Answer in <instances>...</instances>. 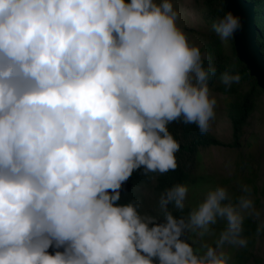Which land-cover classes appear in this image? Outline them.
Returning a JSON list of instances; mask_svg holds the SVG:
<instances>
[{
    "label": "clouds",
    "instance_id": "1",
    "mask_svg": "<svg viewBox=\"0 0 264 264\" xmlns=\"http://www.w3.org/2000/svg\"><path fill=\"white\" fill-rule=\"evenodd\" d=\"M177 19L172 0H0V264H228L225 245L247 246V186L235 201L208 189L186 217L168 207L183 211L181 183L159 215L117 203L134 171L177 168L170 123L206 133L215 117L216 67ZM212 27L224 40L242 20L228 11ZM218 220L202 254L182 238Z\"/></svg>",
    "mask_w": 264,
    "mask_h": 264
},
{
    "label": "rangeland",
    "instance_id": "2",
    "mask_svg": "<svg viewBox=\"0 0 264 264\" xmlns=\"http://www.w3.org/2000/svg\"><path fill=\"white\" fill-rule=\"evenodd\" d=\"M172 3L178 12L177 26L185 33L190 45L199 47L203 58L217 59L224 56L222 58L228 62L234 61L236 56L232 37L222 40L216 34L212 26L220 16H209V7L204 0H172ZM214 7H220V1H216ZM208 85L210 97L216 99L215 117L210 121L208 132L231 145H211L200 148L193 157L184 156V163L189 168V176L184 183L188 187L185 206L195 207L204 198L206 191L216 185L226 187L232 197L239 196L242 187L247 186L250 197L258 198L254 207L263 231L253 235L254 242L247 248L248 253L253 254L250 261H236V254L241 247L225 245L224 251L228 264H264V91L256 95L254 108L235 139L227 115L229 103L247 91L250 82L238 81L229 87L218 79ZM154 185V178H150L135 192L134 201L140 202L141 214L160 213L158 198L164 190H157ZM223 227L224 222L218 220L217 224L211 226V234L203 240L194 232H187V240L197 250V254H202L201 244H214Z\"/></svg>",
    "mask_w": 264,
    "mask_h": 264
},
{
    "label": "trees",
    "instance_id": "3",
    "mask_svg": "<svg viewBox=\"0 0 264 264\" xmlns=\"http://www.w3.org/2000/svg\"><path fill=\"white\" fill-rule=\"evenodd\" d=\"M216 1H220V7L215 8L214 4ZM253 2L255 11V22H256V42L260 46V52L264 58V0H248ZM208 8L209 16L213 17L219 15L222 17L225 13V6L223 0H204ZM207 16V17H209ZM234 51V47H233ZM235 53V52H234ZM219 55V54H218ZM221 56L217 59H212V63L216 67V75L209 79L208 84H212L215 80L221 79L224 73L230 75H238L239 81L249 80L250 86L247 91L239 95L238 99L229 103L227 111L228 118L230 120L231 128L235 139L238 138L241 126L245 123L250 112L254 108L255 97L259 92H263L256 84V80L252 77L245 65L240 62L237 58L234 61L228 62ZM204 64L207 66L208 59L204 58ZM169 132L178 141L180 145L179 151L175 154L177 161V168L170 170L167 173H149L148 175L143 174V169H139L133 172L132 176L128 181L124 182L120 192V200L117 201L119 204L128 203L134 201L135 192L137 188L148 182L150 178H154V187L157 190H165L177 183L184 184L185 178L189 176V168L184 163V156L188 155L190 158L193 157L200 148L208 147L211 145H231L220 141L217 137L209 133H201L195 124H184L182 121H175L168 125ZM237 142H234L236 144ZM185 153V154H184ZM184 154V155H183ZM235 201L236 197H232ZM253 204H257L258 198H251ZM174 216L186 217L190 211L191 206H185L183 211L175 209L171 204L168 205ZM263 231V227L258 224L257 214L255 216H246L243 223L242 236L247 238V246L238 250L236 254V261L238 263L250 261L252 253H248V247L254 242L253 235L259 234ZM183 239H187V233L182 236ZM56 249L50 247L48 251L51 253ZM62 250V249H61Z\"/></svg>",
    "mask_w": 264,
    "mask_h": 264
},
{
    "label": "water",
    "instance_id": "4",
    "mask_svg": "<svg viewBox=\"0 0 264 264\" xmlns=\"http://www.w3.org/2000/svg\"><path fill=\"white\" fill-rule=\"evenodd\" d=\"M226 12L231 11L242 20V28L232 37L236 58L264 90V58L256 42L254 4L248 0H223Z\"/></svg>",
    "mask_w": 264,
    "mask_h": 264
}]
</instances>
